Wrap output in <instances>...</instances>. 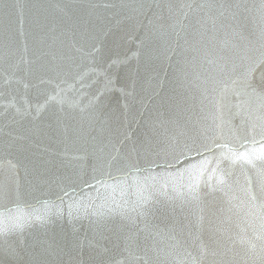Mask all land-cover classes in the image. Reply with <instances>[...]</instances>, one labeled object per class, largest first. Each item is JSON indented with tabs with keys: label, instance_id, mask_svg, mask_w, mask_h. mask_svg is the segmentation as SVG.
Segmentation results:
<instances>
[{
	"label": "water",
	"instance_id": "95a60500",
	"mask_svg": "<svg viewBox=\"0 0 264 264\" xmlns=\"http://www.w3.org/2000/svg\"><path fill=\"white\" fill-rule=\"evenodd\" d=\"M0 264H264V0H0Z\"/></svg>",
	"mask_w": 264,
	"mask_h": 264
}]
</instances>
